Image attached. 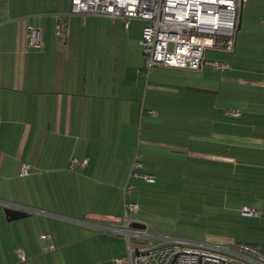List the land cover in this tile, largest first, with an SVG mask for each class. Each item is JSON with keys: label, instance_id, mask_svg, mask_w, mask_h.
<instances>
[{"label": "crops", "instance_id": "0c3cea01", "mask_svg": "<svg viewBox=\"0 0 264 264\" xmlns=\"http://www.w3.org/2000/svg\"><path fill=\"white\" fill-rule=\"evenodd\" d=\"M71 9L72 0H0V199L99 222L120 219L132 201L134 216L157 227L159 183L197 177L220 217L264 223V0L244 1L225 70L145 71L139 19L70 14L62 42L56 25ZM29 26L42 30L40 46ZM137 156L155 183L129 178ZM128 181L135 188L124 196ZM28 215L9 221L0 207V264H118L127 252L120 236ZM235 241L217 243L251 244Z\"/></svg>", "mask_w": 264, "mask_h": 264}, {"label": "built area", "instance_id": "2783aa9c", "mask_svg": "<svg viewBox=\"0 0 264 264\" xmlns=\"http://www.w3.org/2000/svg\"><path fill=\"white\" fill-rule=\"evenodd\" d=\"M240 0H72V9L64 14L56 25V35L66 42L70 14H90L113 19H124L127 25L139 19L145 25L141 44L145 56V71L156 66L183 70H199L203 66L225 70L228 65L221 61H209L208 49L235 51ZM29 42L33 46L42 43V30L28 27ZM238 116L239 112L231 111ZM87 160L73 159L71 167H85ZM143 163L137 156L129 178L142 177L149 183L155 175L142 173ZM31 165L24 164L21 175L31 172ZM129 181L124 187V196L134 190ZM0 207L27 214H41L61 219L92 229L97 233L120 236L127 243V252L118 257V264H264V253L250 244H218L187 238L168 237L153 231L150 223L134 216L139 205L125 201L120 219L99 222L73 220L38 209L17 205L0 199ZM245 216H257L255 208L243 207ZM47 253L56 249L51 234L41 236ZM21 261L26 260L23 251H18Z\"/></svg>", "mask_w": 264, "mask_h": 264}, {"label": "rangeland", "instance_id": "374dc122", "mask_svg": "<svg viewBox=\"0 0 264 264\" xmlns=\"http://www.w3.org/2000/svg\"><path fill=\"white\" fill-rule=\"evenodd\" d=\"M229 57L230 53L224 50L208 49L206 52L209 61L224 62ZM176 178L179 177L174 179L168 177L167 184L159 183L157 186L158 194L151 200L157 201L151 214L157 225V227L151 225L153 231L168 237L212 243L221 242L223 236H227L236 239L235 242H248L257 245L260 249L264 248V223L254 220L253 223L244 224L235 218L220 217L215 208V200H218V197L213 191L199 190L197 177H193L192 182L187 184ZM45 218L53 222L66 223L61 219Z\"/></svg>", "mask_w": 264, "mask_h": 264}, {"label": "water", "instance_id": "95a60500", "mask_svg": "<svg viewBox=\"0 0 264 264\" xmlns=\"http://www.w3.org/2000/svg\"><path fill=\"white\" fill-rule=\"evenodd\" d=\"M245 0H240V12H239V18H238V26L237 30L241 28V23H242V10H243V5H244ZM6 216L9 221L13 220H19L28 217L29 215L25 212L14 210V209H5Z\"/></svg>", "mask_w": 264, "mask_h": 264}, {"label": "trees", "instance_id": "16d2710c", "mask_svg": "<svg viewBox=\"0 0 264 264\" xmlns=\"http://www.w3.org/2000/svg\"><path fill=\"white\" fill-rule=\"evenodd\" d=\"M239 12H240V6H238V12H237L238 18H239ZM98 220H99V219H98ZM96 221H97V220H96ZM250 245L257 247V245H255V244H250ZM261 250H262V252L264 253V248L261 249Z\"/></svg>", "mask_w": 264, "mask_h": 264}]
</instances>
